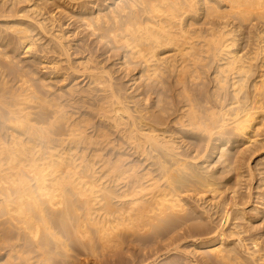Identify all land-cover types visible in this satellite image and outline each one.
Listing matches in <instances>:
<instances>
[{"label": "bare ground", "instance_id": "bare-ground-1", "mask_svg": "<svg viewBox=\"0 0 264 264\" xmlns=\"http://www.w3.org/2000/svg\"><path fill=\"white\" fill-rule=\"evenodd\" d=\"M260 136L264 0H0V264H264Z\"/></svg>", "mask_w": 264, "mask_h": 264}, {"label": "rangeland", "instance_id": "rangeland-1", "mask_svg": "<svg viewBox=\"0 0 264 264\" xmlns=\"http://www.w3.org/2000/svg\"><path fill=\"white\" fill-rule=\"evenodd\" d=\"M56 6V5H55ZM54 5L52 6V5H50V7H54V8H52V9H50V10H52V11H54L55 13H54V16L56 17V19H57V21H59V22H61V24L62 25H65V28L67 27V29H66V31L67 32H73L74 30H76L78 27H79V24L77 23V20H76V18L74 19V18H70V16L66 13V12H64V11H62L61 12V9H60V11H59V9H57L58 11H56V9L55 8H57V7H55ZM61 12V13H60ZM64 13V14H63ZM67 14V15H66ZM65 15V16H64ZM47 16H49V15H45V17L44 18H46ZM68 17V18H67ZM39 18H42V17H39ZM38 18V19H39ZM70 18V19H69ZM230 22V21H229ZM70 25V26H69ZM58 29V28H57ZM236 31H238V34H241L242 35V33H248L247 31H248V28L246 27V28H238V29H236ZM241 32V33H240ZM241 35H239L240 36V40H239V37H238V40L240 41V45L241 46H239V48L241 49V47H242V50H243V48L245 49V47H247V50L246 51H250L251 49H249L250 48V43L251 42H248V37H250L249 36V34H248V36L247 35H243V36H241ZM247 38H246V37ZM244 38H246L247 40H245ZM246 41V42H248L249 43V45L250 46H248V43H246L244 40ZM242 40V41H241ZM243 41H244V43H243ZM247 44V46L245 45L244 46V44ZM249 47V48H248ZM249 49V50H248ZM116 58V56L114 57V55H113V57H112V62H110L111 64H116L117 66H116V68L119 66L120 67V64H119V62H120V60L118 59V60H116L115 59ZM117 58H119V57H117ZM30 59H32V60H30ZM28 58L27 60L26 59H24V64H30V62L31 61H35V59L33 60V58ZM25 61H26V63H25ZM115 62V63H114ZM32 63V62H31ZM113 65H111V66H113ZM115 67H114V69H116ZM119 73H121V72H118L117 74H116V76L117 77H119L120 75H119ZM253 76H255V75H253ZM130 77H128V78H126V79H124V80H126V86H128V88L129 87H132V89L133 90H131L132 92H134L135 91V89H136V86H131L133 83L132 82H130L129 84L127 83L128 81V79H129ZM254 78V77H253ZM132 83V84H131ZM128 84V85H127ZM260 134H261V132H260ZM263 138H264V136H260V140H263ZM258 139V138H257ZM258 139V140H259ZM248 146H250V145H248ZM254 148V146L252 145V146H250V148ZM257 147V146H256ZM250 148H247L248 150L244 153V158H245V161L247 160V165L248 166H245V170L246 169H248V167H250V168H252V169H254L255 168V170L254 171H257L258 172V170L256 169L257 167H258V165L259 164H262L261 163V161H260V163H259V161L258 160H260V154L259 153H257V154H253L252 155V153H254L253 151H254V149H253V151H252V148L250 149ZM250 149V150H249ZM264 152V151H263ZM257 156H258V158H257ZM246 163V162H245ZM258 164V165H257ZM246 165V164H245ZM260 166V165H259ZM260 168H263V164L261 165V167ZM260 168H258V169H260ZM262 172V171H261ZM247 173V172H246ZM245 173V176L246 177H244L243 178V180L242 179H238V181L237 180H235L234 179V181H232L233 179H231V182H230V185L227 187V192H226V196H227V202H230V204L231 205H233V204H235V203H240V204H243V203H246L245 201L247 200L248 201V199H246V198H248L247 196L248 195H246V194H248L247 192V189H249V188H247V187H251V184H253V188L254 187H258L260 184H262V179H264V174L262 175L261 173H256V172H254V173H256V175L257 176H255L256 178H254V180L251 182L248 178H249V176H248V173L246 174ZM261 174V176H260V178H261V181H259L260 180V178L258 177L259 175ZM231 177H234V176H236V174L235 173H231V174H229ZM229 175H227V177L226 178H228V180L230 181V179L229 178H231ZM259 178V179H258ZM255 181V182H254ZM242 182V183H241ZM251 182V183H250ZM237 183V184H236ZM248 183H250L249 185H248ZM260 183V184H259ZM232 187V188H231ZM233 187H234V190H233ZM251 187V188H252ZM226 188V187H225ZM230 189V191H228L229 189ZM262 188V190L264 189L263 187H261ZM260 188V189H261ZM233 190V191H232ZM256 190V189H255ZM258 190V189H257ZM259 191H261V190H259ZM259 191H257V192H259ZM256 192V191H255ZM262 192V191H261ZM231 197V198H230ZM232 199V200H231ZM236 199V200H235ZM234 203H233V202ZM237 201V202H236ZM241 202H243V203H241ZM207 210H208V208H207ZM262 220H264V217H260L259 219H256V221H253L254 223H255V225H257V227H256V230H253L252 231V234L253 233H255L256 234V236H254L255 234H253V236H254V238L256 237L257 239H260V237H263V239H261V242L263 241L264 242V234H262V233H264V221H262ZM215 221V218H214V220H213V222ZM215 222H217V220L215 221ZM263 222V223H262ZM223 225L224 224V222L222 223V222H220V219L218 220V222L217 223H215V224H218V225ZM263 224V225H262ZM220 225V226H221ZM259 225V226H258ZM260 235H262V236H260ZM262 242V243H263ZM264 244V243H263ZM176 256H173V258H175Z\"/></svg>", "mask_w": 264, "mask_h": 264}]
</instances>
